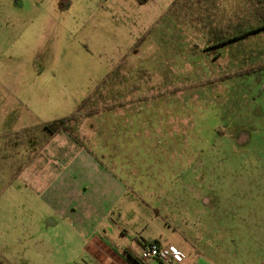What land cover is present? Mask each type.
<instances>
[{"label":"rangeland","instance_id":"374dc122","mask_svg":"<svg viewBox=\"0 0 264 264\" xmlns=\"http://www.w3.org/2000/svg\"><path fill=\"white\" fill-rule=\"evenodd\" d=\"M13 1L0 0V129H7V142L16 139L19 147L26 132H34L38 142L43 139L45 124L76 114L81 93L95 88L85 79L91 70L72 65L99 58L94 55L91 59L80 41L94 51L99 42H89L79 32L98 23L100 15L87 20L95 3H99L98 14H107L111 23L113 40L112 48L107 47V60L113 59L114 78L123 67L116 66L119 59L127 53L132 59L138 44L142 48L141 60L130 77L139 75L143 82L141 93L146 98L140 109L144 115L129 116L128 131L122 139L119 135L118 146L124 145L122 152L129 163L118 166L126 175L120 181L125 194L114 205L122 211L109 214L116 228L100 225L109 228L107 241H112L111 235L117 242L127 241L119 228L136 231L134 219L142 209L148 215L151 207L163 204L202 206V198L210 205L219 201L226 206L235 198L231 190H264V64L250 62L249 52L251 42L264 33L241 40L240 47H220L217 56L206 52L216 39L255 24L250 0H191L185 4L178 0L160 20L157 18L173 0L157 4L149 0L140 13L130 3L80 0L63 22L58 23V18L21 20L18 31L12 21L16 13ZM165 27L179 31L178 47L159 43L154 32L141 41L143 29ZM240 50L242 66L247 64L241 70L234 60ZM60 61L68 62L69 67L57 65ZM227 75L237 76L207 85ZM78 78L83 82L76 85ZM175 88L183 89L176 92ZM103 92L105 88L99 94L103 97L90 99L83 110L105 107ZM83 110L77 114L82 116ZM66 125L73 129L72 122ZM240 133L244 134L242 143H238ZM28 174L24 171L15 177L13 170H5L0 180V264L110 262L100 251V257L94 258L80 241L79 235L83 239L90 235L85 224L72 227L67 221L71 227H64L55 216L58 225L48 226L47 220L53 216L32 195L41 184L34 186ZM219 188L225 193L218 195ZM197 192L203 196H193Z\"/></svg>","mask_w":264,"mask_h":264},{"label":"crops","instance_id":"0c3cea01","mask_svg":"<svg viewBox=\"0 0 264 264\" xmlns=\"http://www.w3.org/2000/svg\"><path fill=\"white\" fill-rule=\"evenodd\" d=\"M153 1L156 4L160 2ZM116 2L118 5L130 3L138 7L137 12L140 13L149 0L143 3L137 0H116ZM177 2L178 0H173L157 20L168 15ZM13 3L16 5V13L12 15V21H15V30L18 31L22 27L21 20L45 22L49 18H58L56 19L58 23L63 22L73 8L80 5V0H14ZM92 9L93 12L88 15L87 20L91 21L100 15L98 23L89 31L79 32L86 36L89 42L93 41L95 44L99 42L100 47L94 51L83 39L80 43L86 48V53L91 59L94 55L99 58L95 61L90 59L91 63L81 61L72 65L75 69L82 68L83 71L87 66L91 71L86 73L88 77L85 79H89L87 84L91 82L95 88L81 93L79 100L82 103L76 108V114L72 115L77 116V119L72 121L73 129L60 128L50 132L43 126L42 140L35 142V133L26 132V137L21 138V147L18 146L16 139L10 141L12 143L7 142L8 135H4V132L9 131L0 129V180L5 170L7 172L13 170L15 177L20 176L24 171L28 174L30 170L28 181L34 186L41 184L38 192L32 191L33 198L41 199L45 211L53 216L47 220L48 226L58 225L55 216L59 218V224L64 227H74L78 223L85 224L90 235L85 239L79 235L80 241L87 245L89 254L94 258L100 257L99 251L103 252L111 260L107 264H139L137 254L143 247L142 243L152 241L182 255L181 262L173 261L172 264H264V190L258 189L231 190L236 200L229 199V204L226 206L220 205L219 201L216 205H210L207 198H202V206L163 204L151 207L148 215L142 209L139 211L140 214L138 213L139 216L134 219L138 226L136 231L130 233L126 228H119L120 236L127 241L117 242L114 239L115 235L111 234L112 241L105 239L107 232L109 233L107 226L112 225L116 228L109 214L121 213L122 209L115 208L114 205L125 194L124 186L120 181L124 180L126 174L118 166L129 162L122 152L124 145L118 146L121 141L119 135L121 134L122 139V134L128 131L129 116L144 115L140 106L146 97L141 93L143 82L139 75L132 79L130 77L131 71L136 68L135 63L141 60L142 48L138 44L132 59L129 58V53L119 59L116 66L123 67L114 78L113 59L107 60V47L109 45L110 49L112 48L113 40L111 23H108L107 14H98L99 3H95ZM153 32L159 43L169 47L174 44L178 47L179 31L175 28L165 27L156 31L152 28L143 29L141 41L146 40ZM260 33H264V30L249 36ZM259 38L253 40L249 46L250 62L257 61L256 64H264L259 63L264 62V36ZM243 39L227 45L240 47V41ZM237 53L234 60L241 70L247 64L242 66V57L239 58L241 50ZM56 64L69 67L68 62L60 61ZM82 82L83 79L78 78L75 84ZM103 88H105L103 92L105 107L97 108V112L92 116H79L77 113L81 112L83 104L90 99H97L98 96L103 97L99 95ZM77 91L81 92V88ZM125 101L128 103L122 107L109 108L113 104ZM70 131L73 133L71 134ZM243 135V133L239 134L238 143L244 141ZM222 193H225V190L219 188L217 194ZM193 196L203 195L197 192ZM239 199L243 200V204L238 201ZM67 221L71 226L66 224ZM101 224L108 225L105 229L100 226ZM85 250L83 253H87ZM151 264L160 263L154 261Z\"/></svg>","mask_w":264,"mask_h":264},{"label":"trees","instance_id":"16d2710c","mask_svg":"<svg viewBox=\"0 0 264 264\" xmlns=\"http://www.w3.org/2000/svg\"><path fill=\"white\" fill-rule=\"evenodd\" d=\"M137 1L139 3H143L146 0H137ZM190 1L191 0H183L184 4L185 3H189ZM250 1L254 5L253 14H254V18H255V21H256L255 24L249 25L248 28L239 31L238 33L230 34L228 36H222L219 39H216V42H214V44H212L211 47L207 48L206 52L212 53L213 56H215V55L217 56L220 53V51H219L220 47H222L224 45H227V44H229V43H231L233 41H238L240 39H243V38L249 36L252 33L264 30V0H250ZM245 72H248V71L246 70ZM233 77H235V76L234 75H227L225 77H221V78H219L217 80L211 81L210 83H207V85H212V84L214 85V84L218 83L221 80H227V79L230 80ZM182 89L183 88H175V91L179 92ZM127 103L128 102H119V103H116V104H113V105L109 106V108L113 109V108H117V107H122V106H124ZM84 107H85V104H83V106L81 107L80 110H83ZM85 111L86 112H85V114H83V116H92V115H94L97 112V110H95V109H86ZM76 119H77V116H72V117H69V118H63V119H60V120H55V121H53L51 123H47L46 124V128L50 132L57 131L60 128L69 130L70 128H69V126L66 125V123L75 121ZM150 243L158 244L157 242H154V241H152ZM147 244L148 243H145V242L142 243L143 246H145Z\"/></svg>","mask_w":264,"mask_h":264},{"label":"built area","instance_id":"2783aa9c","mask_svg":"<svg viewBox=\"0 0 264 264\" xmlns=\"http://www.w3.org/2000/svg\"><path fill=\"white\" fill-rule=\"evenodd\" d=\"M137 259L139 264H151L154 261L160 264H172L173 261L181 262L183 257L171 248L161 247L156 243H148L141 247Z\"/></svg>","mask_w":264,"mask_h":264}]
</instances>
